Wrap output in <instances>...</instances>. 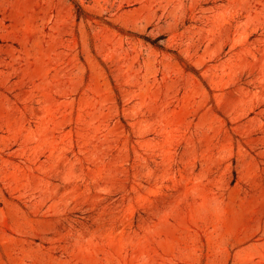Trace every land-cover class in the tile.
<instances>
[{"label": "rangeland", "instance_id": "obj_1", "mask_svg": "<svg viewBox=\"0 0 264 264\" xmlns=\"http://www.w3.org/2000/svg\"><path fill=\"white\" fill-rule=\"evenodd\" d=\"M0 264H264V0H0Z\"/></svg>", "mask_w": 264, "mask_h": 264}]
</instances>
